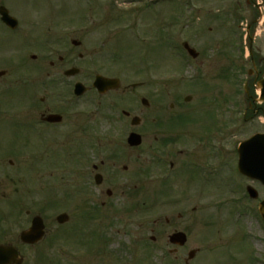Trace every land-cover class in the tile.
Returning <instances> with one entry per match:
<instances>
[{"label":"rangeland","instance_id":"rangeland-1","mask_svg":"<svg viewBox=\"0 0 264 264\" xmlns=\"http://www.w3.org/2000/svg\"><path fill=\"white\" fill-rule=\"evenodd\" d=\"M91 1L90 6L94 11L105 14L103 8L111 0ZM235 1L214 0L211 3H204V1L194 0V3L201 8L200 12L194 13L195 17L199 15L202 17L206 13L208 16L213 12L217 15L218 10L222 14L223 10L227 11L229 8L233 10ZM175 2L173 6L168 2L161 5V13L157 14L154 21L157 27L153 24V18L148 22V25L153 24L152 28L144 25L143 35L146 37L144 40H147L144 43L137 44L127 28L113 29L114 35L118 37H116L118 46L124 47V40H126V44L131 43L130 47L126 49L128 57L118 64L122 63V70L129 73L126 74L127 82L143 84V89L136 93L140 98L138 110L132 115L139 117L142 115L144 123L135 130L144 133L142 136L147 138L163 136L162 129L164 127L150 128L156 111L154 103L161 100V120H167L169 115L174 117L183 112V114L189 115L188 119L183 117L185 123L177 122L175 130L178 136H182L183 132L185 135L182 137L189 139L220 135L225 137L224 147L227 153L222 155L219 163L215 165V171H219L217 177L207 172L208 168L205 165L202 166L199 176H196L195 171L198 168L192 167L191 164L192 174L185 172L173 179V183L168 181L167 184H164L161 176L139 178L137 181L141 185L139 190L134 193L136 198L129 197L131 201L135 199L134 204L136 205L130 203L128 207L124 208L117 206L106 208L100 212L96 219L86 218L94 213L90 208H86L85 204L82 206L85 208H81V210L76 208L74 186L79 182L83 184L84 177L80 180L72 176L60 177V182L58 177L47 175V184L56 185L55 183H58V189L61 185V192L57 190L50 192L61 193V196L65 197V202L62 209L52 211H62L69 215L70 220L65 225V229H68L69 232H66L72 234V239L77 240L80 231H75L73 227H76L78 218L81 217V214L78 215L79 213H82L84 218V221L81 222L82 230L91 232V246L89 243L86 246H81L80 264H264V224L257 214L259 202L264 198V188L260 184L249 183L248 180L240 177L235 163L237 155L235 148L240 142L257 132H264V116L261 113L253 115L251 111L255 112L256 109L254 107L250 109V100L247 98L245 100L241 96L239 104L234 106L237 89L235 78L231 74L237 73V69L233 68L231 60H234V51H237L238 33L230 31L227 24L226 26L222 25L218 22L220 20L216 19L218 25H221L218 29L216 28L212 32L203 29L202 32H199L196 28L194 34H191L186 27L189 16L185 5L186 0H175ZM240 2L243 6L240 11L242 30L238 32L241 34L242 41H245L243 43L245 56L242 57L240 66L241 70H249L252 69L248 57V42L251 37L255 56L264 57V0H257L261 4L263 15L259 14L258 3L255 2L256 6L252 9H246L244 7L245 0H240ZM2 3L5 2L2 1ZM14 3L17 6L15 8L17 14L22 16L20 20L24 28L26 24H32L27 28L31 33L43 27L47 28L37 24L41 21V16L38 14L41 9L46 16L51 15L52 17H46L44 24H55V18L59 19L63 15L61 12H64L63 20L56 21L57 23L82 25L84 24L83 13L88 8L85 0H14ZM114 6L119 8L116 4ZM255 11H257V15H255ZM78 19L79 22H77ZM100 19L103 24L110 26L116 24L114 17ZM257 20L259 23L247 36V25ZM125 22L127 23L123 20L121 24L124 25ZM170 35L173 36L177 45L188 42L197 52L202 51L205 46L209 49L208 51L205 49L204 58L200 57L192 68H188L180 56L176 54L173 56V49L169 45ZM190 35H194V37L191 38ZM159 38H161L160 41ZM93 40H97L96 36L93 37ZM232 46H235L234 51ZM212 47H216L213 50L219 47V53L215 51L213 54L210 50ZM17 51L12 45L0 48V61L3 62H0V70L7 69L5 63H10L13 66L11 59L15 64H19L18 69H22L18 58L20 55ZM33 53L37 54V50L33 49ZM37 57L38 62H41L40 55ZM200 59L203 60V64L200 63ZM84 67L85 75L92 71V66L84 64ZM43 76L45 75L41 77L43 78ZM243 78L246 79L247 76L244 75ZM201 79L203 80L201 81ZM150 90H157L159 92L156 93L161 95L164 94L163 90H169L171 95L158 98L152 95ZM38 92H35L36 102L45 97H48V100H61L58 97L62 95L61 92L54 95L50 91L40 90ZM187 96L192 98L189 103L184 102V98ZM93 98L95 97L91 94V96L82 98L75 103L79 112H86L82 116L83 119L85 115L89 119H92V115L94 116L96 135L127 136L126 132L132 128L122 118L123 107L114 108V120L110 121L105 115L108 110L106 104L111 98L108 96ZM142 98H146L150 102L148 109L142 107L140 101ZM158 103L161 104V102ZM172 103L173 110H170ZM27 104L28 101L23 100L15 103L12 109H4L1 119L9 120L15 113L25 111ZM123 105L133 106L134 102L129 98ZM221 109L223 111H220ZM9 113L11 117L8 116ZM25 115H21L19 118H25ZM119 116L121 117L120 121L118 120ZM13 142L23 144L25 134L13 139ZM3 146L12 150L8 146V142H5ZM25 150L26 145L23 152L19 151L23 154L14 158L16 165L22 168L21 170L27 168V151ZM202 152L204 154L201 155L204 156L198 155ZM196 154L195 157H201L202 161H208L210 165L213 164L212 159L205 158L204 149ZM185 158L186 156H179L181 161L187 160L189 156ZM248 184L259 193L257 201H252L246 196L245 188ZM132 204L134 206H131ZM176 231L184 232L188 236L186 246L182 249L177 248V251H175L176 247L169 242V236ZM101 237H103L102 240ZM69 248L74 249L73 246H69ZM191 251L198 252L192 261H188V253ZM74 258V254L68 253L66 264H73Z\"/></svg>","mask_w":264,"mask_h":264},{"label":"flooded vegetation","instance_id":"flooded-vegetation-1","mask_svg":"<svg viewBox=\"0 0 264 264\" xmlns=\"http://www.w3.org/2000/svg\"><path fill=\"white\" fill-rule=\"evenodd\" d=\"M199 1L211 3L214 0ZM161 3L162 0H122L118 6L125 10L116 9L109 3L103 8L105 14L91 9L90 16L95 22L94 25L71 26L57 23L46 26L47 28L43 27L41 31L38 29L34 33L28 32L22 26L19 32L16 29L14 31L6 30L4 33L5 39H9L5 43L13 42L19 48L27 50L33 48L41 50V68L46 79L34 84L33 72L27 68L24 62H21V71H24L27 79L25 95L30 102L25 121L15 120L16 113L13 117L9 113L8 116L11 117L9 121H0V248H5L2 252L0 250V264L3 261L6 264H66L68 253L75 255L73 264H80L81 246H86L88 243L91 246L89 232L82 230L81 222L84 221L82 213L78 214H81V217L78 218L75 227L80 231L77 240L73 244L67 238L65 224L59 222V215L63 212L52 211L62 209L65 197L61 196V193L50 192L51 190L60 192L62 190L61 185L58 189V185L47 184L44 178L47 175L51 174L62 178L72 176L79 180L84 177L83 184L79 182L74 186L76 208L81 210V208H85L82 207L85 204L86 208L97 207L102 211L115 206L124 208L128 207L130 203L134 204L135 199L131 201L129 197L136 198L134 193L139 190L141 185L137 181L139 178L142 179L150 175L162 176L167 173L169 167L170 181L173 183V179L177 176L183 175L185 172L190 173L191 164L196 168L207 166L208 161H202L201 157H195L196 153L203 149L205 158L216 162L215 157L220 155L217 152L221 150V145L225 144L222 137L189 139L178 136L175 125L171 132L172 136L151 138L142 136L141 143L133 146L129 144L128 136H97L94 116L92 115V119L87 122L88 117L85 115L83 119L84 113L79 112L75 105L65 104V99L69 96L68 87L73 83L65 82L67 71L81 67L83 62L88 61L96 70L94 78L102 72L105 77L119 79L121 82L120 89L110 91L105 95H118L108 102V110L105 115L107 119L113 121L114 108L121 107L129 98L134 102L131 113L137 112L138 101L133 97L139 88H134L135 84L125 85L127 80L124 71L119 67H114L115 64L118 65L125 60V54L121 50L122 47L118 46V37L114 35L113 29H125L128 26L122 25L121 21H126L127 18L135 17L138 14L141 16L148 14L150 17L152 15L153 21H155L157 14L161 13ZM3 6L8 8L9 14L12 16H19L13 0H0V9ZM254 6L255 0H245L244 7L246 9H252ZM242 7L240 0H236L228 19L234 27L240 30L242 29L240 13ZM187 10L189 11L188 29L191 34H194L196 28L199 32H202L203 29H207L209 32L218 29L221 25H218L216 19H219L218 22L222 25L226 23L225 14H222L220 10L217 15L213 12L207 16L206 13L202 17L197 16L195 20L194 11L200 12L201 8L194 3V0H187ZM107 15L114 17L116 24L110 26L101 23L100 18L110 19ZM255 23L247 25V35L251 34ZM146 26L152 28L151 25ZM117 34L119 35L118 31ZM94 36L97 40H93ZM190 36L194 37V35ZM1 41H3V32L0 28V45ZM75 42L78 46L75 45ZM214 48L216 47L210 49L212 53L215 54V51L219 53V47L218 50H213ZM205 49L208 51L209 47L205 46L202 51L200 50L198 58L189 57L191 64L197 62L200 57L204 58ZM248 49V57L252 64V69L246 72L250 83L245 85L246 94L250 100L249 106L250 108L254 107L256 111L264 110L263 107L258 108V104L254 103L258 82L264 79V57L255 56L252 39L248 42ZM234 52L237 55V52ZM238 59L234 58V62H241ZM200 61L203 64V60L200 59ZM18 65L16 63V66ZM7 68L11 75L15 72L16 67L9 65ZM80 70L78 75L68 78L74 80L73 84L81 80L82 69ZM18 90L16 89L12 93L14 103L18 97ZM40 90L50 91L53 95L61 92L62 95L58 96L61 100H48V97H45L40 98L39 102H35V92ZM91 91L97 94L96 90L92 89ZM168 95L170 96L171 93L169 92ZM7 108L12 109L14 105H2L0 89V117L2 111ZM155 108L151 126L156 125L162 105L157 103ZM170 109L173 110V103L170 105ZM121 112L126 124L128 121L131 122L132 117H136L128 111L122 110ZM140 116L143 118L142 115ZM178 117H185V114L180 113L174 116L176 119ZM120 118L119 116V121ZM143 123L141 119L138 127ZM22 128H25L26 132V170H21L22 168L16 165L14 158L19 157L22 153L18 152L19 147L12 142L15 130ZM131 132L134 131L131 130ZM5 142H8V146L12 150L3 146ZM211 145L213 146L211 147ZM201 154L204 153H198V155ZM179 156H186V158L189 156V158L181 161ZM33 227L35 229L28 237L27 234L33 230ZM69 246H73L74 249H70Z\"/></svg>","mask_w":264,"mask_h":264},{"label":"water","instance_id":"water-1","mask_svg":"<svg viewBox=\"0 0 264 264\" xmlns=\"http://www.w3.org/2000/svg\"><path fill=\"white\" fill-rule=\"evenodd\" d=\"M7 18V16H6ZM8 25L11 27L15 26L16 23L9 19ZM111 81L99 79L97 81L98 88L101 90L102 88L106 87L108 83ZM259 89L264 96V81L260 82ZM79 91H83L79 89ZM261 101H264V98H261ZM240 161H239V169L241 173L257 179L264 184V135H256L251 140L245 142L241 145L240 149ZM251 194L256 197V193L251 191ZM260 212L264 219V201L260 205ZM64 220L67 218L65 216ZM173 242H179L184 244L186 241V237L184 234H175L171 237ZM193 255H190L192 258Z\"/></svg>","mask_w":264,"mask_h":264}]
</instances>
